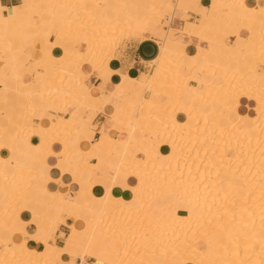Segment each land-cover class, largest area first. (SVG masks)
I'll use <instances>...</instances> for the list:
<instances>
[{
	"label": "bare ground",
	"instance_id": "1",
	"mask_svg": "<svg viewBox=\"0 0 264 264\" xmlns=\"http://www.w3.org/2000/svg\"><path fill=\"white\" fill-rule=\"evenodd\" d=\"M200 1L22 0L0 7V54L8 68L0 65V264H63L66 255L84 261L86 253L101 264H264V0L253 7L245 0H210L203 21L188 13V7L197 12ZM32 5L38 25L31 21ZM179 11L186 13L182 27L161 25L166 12ZM147 24L165 33L157 40L153 71L139 78L122 74L106 96L92 93L82 62L108 81L117 39L148 38ZM231 27L236 40L228 39ZM79 36L83 51L75 44ZM190 38L206 41L209 49L186 55L182 47ZM28 65L38 66L40 79L23 81ZM118 88L128 94L117 98L121 116L112 101ZM12 92L26 99L18 121L5 111ZM241 99L247 100L243 110ZM92 109L112 117L93 144ZM35 116L37 125L30 123ZM32 135L38 144L29 142ZM54 143L62 148L55 151ZM3 147L9 155L1 154ZM47 155L57 157L56 192L35 182L54 179L48 161L37 160ZM69 172L79 186L72 194L63 181ZM120 174L136 179L132 191H124ZM165 193L167 200L155 201ZM39 205L43 213L35 212ZM26 211L31 216L23 217ZM64 216L73 223L59 246L52 235Z\"/></svg>",
	"mask_w": 264,
	"mask_h": 264
},
{
	"label": "crops",
	"instance_id": "2",
	"mask_svg": "<svg viewBox=\"0 0 264 264\" xmlns=\"http://www.w3.org/2000/svg\"><path fill=\"white\" fill-rule=\"evenodd\" d=\"M176 1L177 0H172V2H176ZM21 2H22V0H0V7H2V9L5 7H17L18 5L21 4ZM209 3H210V0H201L199 3L200 5H198L197 12L193 11V7H188L189 15H191L192 17H196L200 21H203L204 20V13L207 12ZM245 5L247 7L248 6L253 7L256 5V0H245ZM30 10L33 13V17H31L32 23L34 25H38L40 20H39V17L35 16L36 12L38 10L37 6L32 5L30 7ZM203 10H204V12H203ZM76 14H78V13H76ZM185 17H186V13H184L183 11L176 12V14L173 15V17H172L173 19L171 18L169 24L182 27ZM223 27L224 26H221L220 29L224 30ZM232 31L236 33L237 29H235V27L234 28L231 27L229 29V37H233V39L236 40V38H237L236 34L233 33ZM143 34L146 36H149V37L142 39V40L141 39L126 40L123 42L122 45H120L116 49V56L111 58L109 60V64H108L112 73H110L108 75L106 74L104 76L108 80L106 82H102V79L98 76L99 73L95 70L93 71L91 66L87 62H82L83 71L85 73L89 74L88 78L85 80V83H86V85L88 84L87 86L92 89V93L97 94V93L101 92V93H103V96H106V93L110 92L113 89L114 85H116L122 81V74L128 75L129 78H139L140 76L147 75V74L151 73L152 61L156 58V56L158 55V51H159V45H158L157 40L158 39L162 40L164 38L165 33L161 29L157 30L152 24H147L143 29ZM46 35L50 37L51 33H47ZM240 36H241L240 39L244 38L243 35H240ZM81 38H83V37H81ZM84 38H86V37H84ZM190 39H191V41H190ZM190 39L185 40L186 43L182 47V50L185 52L186 55L191 56V55H194L198 51L202 52V51H206L209 49V45L206 41H198L197 38H190ZM56 40L60 43L63 42V39H61L60 37H57ZM26 53H32L33 55H38L37 52L33 51L32 48H28L26 50ZM53 53L56 56H60L62 54V51L58 47H55L53 49ZM66 67H67V69L71 70V69H73V64L68 62ZM27 68H28L27 69L28 71H26L25 73L22 74L23 81L29 83L32 80L41 78L38 73L37 74L35 73L37 70H39L37 65H32V66L28 65ZM7 69L8 68H6V69L3 68V70H7ZM40 74H42V73H40ZM248 77L253 79L254 73L250 72L248 74ZM72 80L74 81L73 78H72ZM39 84H40L42 89H46L47 86L49 85L48 82H45V81H42ZM149 94L150 93L146 92L144 94V96L148 97ZM127 95L128 94L124 89H121V88H118V90L116 89L115 94L112 97V101L115 103V106L117 107L116 116H121L124 112V108H122L120 103H117V98L122 97V96L127 97ZM25 101H26V99L24 96H21V95L16 94L15 92L14 93L12 92L9 95V98L7 100V104L5 107L7 117L9 118V116H10V117L16 119V121H18L20 119L21 114L25 112V108H24ZM32 101L36 106L42 104V102L39 101L38 97H35V96L32 98ZM241 102H242V109L241 110H243V106H246L247 100L241 99ZM48 113L53 114V112L51 110H49ZM89 115L91 116L92 113H89ZM16 116H17V118H16ZM92 116H93L92 122L97 124V128L94 131V135H93V139H92V144H93L94 141L100 137L101 129L106 130V129H109L111 127L110 119H112V117H111V115H105V114L100 113V112H98L96 115L93 114ZM65 117H69V112L65 114ZM32 122H33L32 123L33 125H37L39 122V118L35 116L33 118ZM9 129H10V127H9ZM99 129H100V131H99ZM112 135L114 137H118L119 133L118 132H116V133L112 132ZM32 136L29 137V142L32 144H38L40 141V138L38 136H35V135H32ZM24 141H25V139L19 140L17 143L21 144V143H24ZM90 142H91V140H90ZM52 147L55 151H58L62 148V145L59 143H54L52 145ZM159 149L162 152H165V149L167 151L168 144H166V143L161 144ZM1 154L3 156H7L10 154V151L3 147L1 149ZM106 157H108V155L106 153H102L101 158H106ZM92 159H95V161H93ZM92 159H90V160L93 163L97 162V158H92ZM37 160H38V162L48 161V163L50 164L49 172L52 174L54 179L41 180V182H40V179L37 178L35 181L36 184L40 183L39 185H42L44 183V187L48 192L58 191L59 183L55 180L56 178H58L60 176L59 169L56 167L57 157L47 155L46 157H43V158L40 157V159H37ZM23 161L26 162L27 159L24 158ZM29 164L34 169L39 168L38 163L29 162ZM42 168L45 169L44 166H42ZM99 169L103 172H106V173L109 171V169H106V167L104 165H100ZM7 170L12 171V168L10 165L7 167ZM120 176H121V179H122V177H126L123 174H120ZM109 179H111L110 175L106 178V180H109ZM121 179L118 180V183H120V184L123 182V180H121ZM63 181L67 184V190L71 194L78 191L79 186L77 183L73 182L71 172L66 173L63 176ZM136 184H137L136 179H133L130 176H127L125 184H124V191L125 190H126V192L132 191ZM103 186L104 185L99 184L98 187L96 188L97 192L100 193V196L103 195V191H102ZM126 192L123 193L119 189H115L114 194L121 195V196L123 195L124 197H128L129 195ZM68 195L70 196L69 193H68ZM168 197H169L168 194H163V195L157 197L155 199V201L161 202L164 199L167 200ZM3 198L4 197H2V199ZM34 198L36 200H38L37 198H39V195H35ZM86 198H87V200L90 201V203L96 202V199L93 197L92 194L89 195V193H88ZM28 206L32 207V204L28 202ZM36 209H37L38 213L44 212V208L41 205L37 206ZM29 216H31L30 212H25L23 217L27 218ZM87 216H88V214L86 211L83 214V217H87ZM72 223H73V219L71 216H64L63 217V223L60 224L54 230L53 235H52V238H53V241L55 242V244H57L59 246L63 245L64 238L69 233V226L72 225ZM103 256L105 257L106 254H103ZM84 257H85L84 258L85 262L83 261L82 258H79L78 256H71V255L67 256L66 255L64 257L62 263L63 264H78V263L79 264H81V263L82 264H91V263H93L92 257H89V256H84Z\"/></svg>",
	"mask_w": 264,
	"mask_h": 264
},
{
	"label": "rangeland",
	"instance_id": "3",
	"mask_svg": "<svg viewBox=\"0 0 264 264\" xmlns=\"http://www.w3.org/2000/svg\"><path fill=\"white\" fill-rule=\"evenodd\" d=\"M74 1H76V0H74ZM170 13V14H169ZM176 14V12H174V13H171V12H166L161 18H160V23H161V25H164V23H168L169 21H168V19H167V17H169L170 19L173 17V15H175ZM171 16V17H170ZM144 17V16H143ZM142 17V18H143ZM139 19V21H141L142 22V20L143 19ZM144 19H146L145 17H144ZM138 21V22H139ZM164 21V22H163ZM140 25V27L139 28H141L142 26V24L140 23L139 24ZM138 25V26H139ZM151 26V25H150ZM145 27V26H144ZM144 29V28H143ZM80 33H82V32H80ZM81 37H82V35H81ZM140 36H137V37H131L130 35L128 36V35H123V36H120L118 39H117V42L115 43V45L112 47V54L114 55V57L116 56V49L120 46V45H122L123 44V42L124 41H126V40H129V39H134V40H138V39H141V37L139 38ZM225 41H227L226 40V38H223ZM229 40H232L233 39V37H229L228 38ZM81 40V38H80V36L78 37V39L76 38L75 39V44H78L79 45V47H80V49L83 51L84 50V48H85V45L83 44V43H81V42H78V41H80ZM78 42V43H77ZM72 44V43H71ZM70 44V45H71ZM69 45V44H68ZM67 49H69V46H67L66 47ZM72 49H73V47H72ZM114 52V53H113ZM172 55V57H175L176 55L175 54H171ZM176 58H178V57H176ZM4 59L5 58H3V56L0 54V65H1V67L2 68H7V64H6V62H4ZM92 68V70L94 71H97L96 69H93V67H91ZM152 71H153V66H152ZM151 71V72H152ZM98 72V71H97ZM56 74V73H55ZM52 74H50L49 76H51ZM52 76H54V74L52 75ZM146 92H148V93H150V91H145L144 92V94L146 93ZM145 97H147V96H145ZM69 105V104H68ZM74 107H73V105H71L69 108H68V110H70V109H73ZM67 110V111H68ZM25 111H26V109H25ZM47 111H49V110H47ZM52 112H53V114L57 117V112H55V111H53V110H51ZM66 112V111H65ZM89 112H91L92 114H97L98 112H95L93 109L92 110H89V111H87V113L89 114ZM66 113H68V112H66ZM66 113H64V116H65V114ZM54 116V118L53 119H56V117ZM34 117H32L31 118V122L30 123H33L32 121V119H33ZM231 153V152H230ZM94 158V157H93ZM93 161H95V159H92ZM112 172V171H111ZM166 194V193H165ZM157 197H159V195H156V198ZM35 212H37V209L35 208ZM26 212H29V211H26ZM38 213V212H37ZM31 214V213H30ZM54 232V231H53ZM53 239V238H52ZM90 257V256H89ZM156 258L158 259V260H160L162 263L164 262V263H167V258H164L163 256H159V255H157L156 256Z\"/></svg>",
	"mask_w": 264,
	"mask_h": 264
},
{
	"label": "snow or ice",
	"instance_id": "4",
	"mask_svg": "<svg viewBox=\"0 0 264 264\" xmlns=\"http://www.w3.org/2000/svg\"><path fill=\"white\" fill-rule=\"evenodd\" d=\"M86 256H93V264H101L99 260H96L94 255L92 253H86Z\"/></svg>",
	"mask_w": 264,
	"mask_h": 264
},
{
	"label": "built area",
	"instance_id": "5",
	"mask_svg": "<svg viewBox=\"0 0 264 264\" xmlns=\"http://www.w3.org/2000/svg\"><path fill=\"white\" fill-rule=\"evenodd\" d=\"M167 19H168V21L170 22L171 19H170L169 17H167Z\"/></svg>",
	"mask_w": 264,
	"mask_h": 264
}]
</instances>
